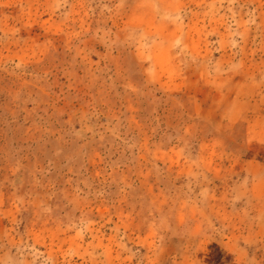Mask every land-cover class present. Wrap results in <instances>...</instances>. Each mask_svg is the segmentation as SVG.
<instances>
[{"label": "rangeland", "instance_id": "374dc122", "mask_svg": "<svg viewBox=\"0 0 264 264\" xmlns=\"http://www.w3.org/2000/svg\"><path fill=\"white\" fill-rule=\"evenodd\" d=\"M0 264H264V0H0Z\"/></svg>", "mask_w": 264, "mask_h": 264}, {"label": "crops", "instance_id": "0c3cea01", "mask_svg": "<svg viewBox=\"0 0 264 264\" xmlns=\"http://www.w3.org/2000/svg\"><path fill=\"white\" fill-rule=\"evenodd\" d=\"M254 167H255V165H253L251 168H252V171L254 170Z\"/></svg>", "mask_w": 264, "mask_h": 264}]
</instances>
